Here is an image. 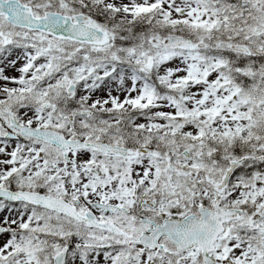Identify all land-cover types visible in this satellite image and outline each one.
Masks as SVG:
<instances>
[{"label":"snow or ice","instance_id":"snow-or-ice-1","mask_svg":"<svg viewBox=\"0 0 264 264\" xmlns=\"http://www.w3.org/2000/svg\"><path fill=\"white\" fill-rule=\"evenodd\" d=\"M0 264H264V0H0Z\"/></svg>","mask_w":264,"mask_h":264}]
</instances>
